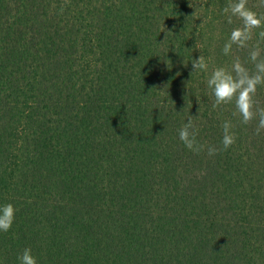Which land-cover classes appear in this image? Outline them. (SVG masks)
I'll list each match as a JSON object with an SVG mask.
<instances>
[{"label": "trees", "instance_id": "1", "mask_svg": "<svg viewBox=\"0 0 264 264\" xmlns=\"http://www.w3.org/2000/svg\"><path fill=\"white\" fill-rule=\"evenodd\" d=\"M228 3L0 0V205L16 209L0 264L25 248L37 264H264V130L207 87L231 63ZM189 116L198 143L230 121L235 144L187 149Z\"/></svg>", "mask_w": 264, "mask_h": 264}, {"label": "clouds", "instance_id": "2", "mask_svg": "<svg viewBox=\"0 0 264 264\" xmlns=\"http://www.w3.org/2000/svg\"><path fill=\"white\" fill-rule=\"evenodd\" d=\"M248 0H229L223 8V14L227 17L229 24L233 18L240 21L239 26L233 28L227 41L222 48L224 56H232L231 63L227 67H216L212 70L207 87L214 98L213 109L222 105L233 104V115H239L240 122L244 125L257 121L256 134L264 130V107H260L255 100L258 86L264 85V30L258 32V39L254 45L253 40L256 30L264 29V16L258 15L247 7ZM238 50H247V60H242L240 55L233 54V47ZM251 63L252 67L247 66ZM192 73L206 71L208 64L204 56L191 60ZM189 116L187 122L179 129L178 137L184 146L200 153L207 150L211 157L219 151H226L236 142V136L231 131L233 125L225 121L222 125L223 134L220 146L202 145L197 142L194 120ZM16 209L11 203L0 205V232L7 233L15 220ZM19 264H37L36 258L32 255L31 248H25L17 256Z\"/></svg>", "mask_w": 264, "mask_h": 264}, {"label": "rangeland", "instance_id": "3", "mask_svg": "<svg viewBox=\"0 0 264 264\" xmlns=\"http://www.w3.org/2000/svg\"><path fill=\"white\" fill-rule=\"evenodd\" d=\"M203 6V3H198V13H201L202 15L205 14V9L202 8Z\"/></svg>", "mask_w": 264, "mask_h": 264}]
</instances>
